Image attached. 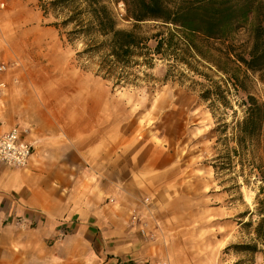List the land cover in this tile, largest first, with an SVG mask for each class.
Returning <instances> with one entry per match:
<instances>
[{
	"label": "rangeland",
	"instance_id": "obj_1",
	"mask_svg": "<svg viewBox=\"0 0 264 264\" xmlns=\"http://www.w3.org/2000/svg\"><path fill=\"white\" fill-rule=\"evenodd\" d=\"M46 1L0 0V58L10 66L19 65L10 77L12 82H36L25 90L31 101L45 109L76 111L77 117L91 113L94 136L125 133L135 139L134 148L178 151L174 159L181 181L170 185L167 205L156 220L149 213L148 231L153 236L145 243L156 259L143 264H264L261 241L253 254L235 247L252 243L255 237L260 218L257 195L262 185L258 173H249L247 168L241 173L236 166L215 174L211 166L222 148L216 142V122L230 124L241 116L238 100L244 92L232 91V108H213L212 114L199 97L202 87L193 83H205L204 79L181 65L164 78L167 62L159 56L150 68L132 67L130 81L116 84L97 71V55L78 56L85 46L82 40L69 42L59 35L52 25L54 16L43 15ZM108 4L120 27L128 28L129 23L122 20V2L108 0ZM249 39L248 27L236 34L237 45L248 46ZM179 71L184 77L177 75ZM207 72L220 79V73ZM259 76L250 75L247 90L264 103V77ZM256 155L264 162V129ZM156 195L147 192L140 198L150 197L151 207L157 202Z\"/></svg>",
	"mask_w": 264,
	"mask_h": 264
},
{
	"label": "crops",
	"instance_id": "obj_2",
	"mask_svg": "<svg viewBox=\"0 0 264 264\" xmlns=\"http://www.w3.org/2000/svg\"><path fill=\"white\" fill-rule=\"evenodd\" d=\"M18 68L0 77L7 84L0 133L27 128L32 152L23 168L0 161V264L155 261L129 213L147 192L157 194L149 207L155 220L165 209L170 185L181 181L178 151L134 148L125 133L94 136L91 113L77 117L31 101L25 88L37 84L12 82Z\"/></svg>",
	"mask_w": 264,
	"mask_h": 264
},
{
	"label": "trees",
	"instance_id": "obj_3",
	"mask_svg": "<svg viewBox=\"0 0 264 264\" xmlns=\"http://www.w3.org/2000/svg\"><path fill=\"white\" fill-rule=\"evenodd\" d=\"M122 2L128 28L120 27L108 0H48L43 15L69 42L82 40L78 56H98L97 71L116 84L130 81L131 68H150L155 56L167 62L164 78L177 65L201 76L199 97L213 108H232V91L244 92L238 100L241 116L230 124L217 121L216 142L221 149L213 158L215 174L236 166L243 173H258L259 220L252 243L235 245L249 253L264 244V162L256 155L264 129V103L247 90L251 74L264 77V0H114ZM252 19V21H251ZM249 29V45L236 44V34ZM154 29V30H153ZM154 46H149V41ZM220 73L215 80L207 70ZM179 77H184L178 72ZM235 113V110H232ZM264 253V248L261 250Z\"/></svg>",
	"mask_w": 264,
	"mask_h": 264
},
{
	"label": "built area",
	"instance_id": "obj_4",
	"mask_svg": "<svg viewBox=\"0 0 264 264\" xmlns=\"http://www.w3.org/2000/svg\"><path fill=\"white\" fill-rule=\"evenodd\" d=\"M15 65H9L0 58V77L10 71ZM6 82L0 79V98L6 89ZM27 128L18 125L11 126L6 132L0 133V161L14 168L26 166L30 156L32 145L26 140ZM146 197L141 201V210H133L129 217L131 226H136L144 242H149L153 236L148 231V216L150 213Z\"/></svg>",
	"mask_w": 264,
	"mask_h": 264
},
{
	"label": "bare ground",
	"instance_id": "obj_5",
	"mask_svg": "<svg viewBox=\"0 0 264 264\" xmlns=\"http://www.w3.org/2000/svg\"><path fill=\"white\" fill-rule=\"evenodd\" d=\"M13 68H14V67H13ZM13 68H12V69H13ZM12 69H11V70H12ZM11 70H10V71H11ZM10 71H8L7 73H9ZM7 73H6V74H7ZM6 74H4V75H2V76H5Z\"/></svg>",
	"mask_w": 264,
	"mask_h": 264
}]
</instances>
